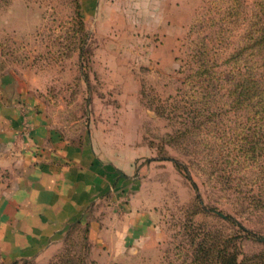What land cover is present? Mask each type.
<instances>
[{"label":"rangeland","instance_id":"374dc122","mask_svg":"<svg viewBox=\"0 0 264 264\" xmlns=\"http://www.w3.org/2000/svg\"><path fill=\"white\" fill-rule=\"evenodd\" d=\"M254 7L0 0V82L14 73L51 134L115 176L65 235L23 257L0 250V262L49 264L85 244L89 264H191L201 239L222 250L228 238L240 259L264 253V121L216 88H230L225 63L243 44ZM199 49L215 66L201 104L192 79ZM95 221L99 235H90Z\"/></svg>","mask_w":264,"mask_h":264},{"label":"crops","instance_id":"0c3cea01","mask_svg":"<svg viewBox=\"0 0 264 264\" xmlns=\"http://www.w3.org/2000/svg\"><path fill=\"white\" fill-rule=\"evenodd\" d=\"M1 80L0 250L12 259L85 220L86 209L111 189L115 176L90 151L51 134L46 117L36 111L39 103L14 73ZM98 233L99 222H92L90 235Z\"/></svg>","mask_w":264,"mask_h":264},{"label":"trees","instance_id":"16d2710c","mask_svg":"<svg viewBox=\"0 0 264 264\" xmlns=\"http://www.w3.org/2000/svg\"><path fill=\"white\" fill-rule=\"evenodd\" d=\"M254 3L253 19L249 23L250 29L247 31L246 38L225 63L230 64L232 68L229 79L230 88L227 89L221 84H218L216 88L219 91L228 92V96H233V102L236 104L256 109V112L261 115L260 120L264 121V0H254ZM194 59L193 97L197 99V103L201 104L207 91V78L214 73L215 66H211V60L204 49L197 50ZM175 164L184 170L191 180L188 169L178 161H175ZM87 239L85 237L84 241ZM232 242L233 240L228 238L226 248L218 250L216 246L209 245L208 240L201 239L196 245L191 264H264V253L247 255L240 259V253L233 251ZM81 249L89 252L85 244H82ZM81 249L79 252L71 253L65 248L49 264H89L88 255H84ZM23 262L30 264L27 261ZM0 264L6 263L0 262ZM10 264H20V262L15 261Z\"/></svg>","mask_w":264,"mask_h":264},{"label":"water","instance_id":"95a60500","mask_svg":"<svg viewBox=\"0 0 264 264\" xmlns=\"http://www.w3.org/2000/svg\"><path fill=\"white\" fill-rule=\"evenodd\" d=\"M261 241H263V242H264V238H262V239H261Z\"/></svg>","mask_w":264,"mask_h":264}]
</instances>
